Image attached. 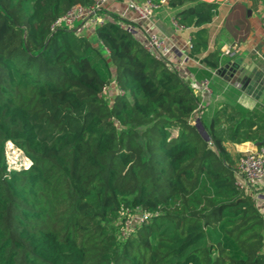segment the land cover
Instances as JSON below:
<instances>
[{
	"label": "trees",
	"instance_id": "trees-1",
	"mask_svg": "<svg viewBox=\"0 0 264 264\" xmlns=\"http://www.w3.org/2000/svg\"><path fill=\"white\" fill-rule=\"evenodd\" d=\"M94 2L0 0V264H264V214L237 185L235 149L264 147V116L223 106L201 118L204 137L189 80L117 15L52 33ZM167 6L196 29L190 56L206 51L217 5ZM225 61L207 53L200 78ZM8 143L28 169L9 168ZM133 213L146 218L123 237Z\"/></svg>",
	"mask_w": 264,
	"mask_h": 264
},
{
	"label": "crops",
	"instance_id": "crops-1",
	"mask_svg": "<svg viewBox=\"0 0 264 264\" xmlns=\"http://www.w3.org/2000/svg\"><path fill=\"white\" fill-rule=\"evenodd\" d=\"M217 5L211 24H208V48L194 58L189 44L196 29L178 30L173 25L176 10L163 6L154 17L153 26L141 21L127 9L125 2L111 1L106 11L117 15L132 33L145 43L149 33L168 39L172 46L169 63L185 80H189L201 102L200 119L208 125L216 110L223 106L241 107L264 116V0H203ZM231 18L230 20H227ZM246 34V36H245ZM219 50L226 61L219 71L200 78L205 68L201 59ZM208 82L211 94H201V83ZM237 152L245 155L258 151L253 142L236 144ZM264 214V179L248 191Z\"/></svg>",
	"mask_w": 264,
	"mask_h": 264
},
{
	"label": "built area",
	"instance_id": "built-area-1",
	"mask_svg": "<svg viewBox=\"0 0 264 264\" xmlns=\"http://www.w3.org/2000/svg\"><path fill=\"white\" fill-rule=\"evenodd\" d=\"M113 0H95V2L89 7H83L77 5L70 9L63 16L58 18L51 26L52 33H56L59 30L65 31H77L82 32L86 27L95 29L97 26L102 25L105 22L103 13L106 12V6ZM170 0H144L138 2L136 0H124L127 9L133 11L139 20L145 21L153 26L154 17L158 10L167 5ZM173 25L178 30H184L182 26L178 24V21L174 18ZM129 32L131 29L124 24H121ZM145 48L155 57L161 61H164L169 67H173L169 63V56L172 52V46L167 38L162 37L156 33H149L144 43ZM192 45L189 44L191 50ZM201 94L205 97L211 94L209 83H201ZM201 109V102L199 101V107L197 110V117L193 119L196 127L202 126L199 111ZM203 127V126H202ZM204 129V128H203ZM206 135L205 131L203 132ZM17 149V148H16ZM24 165L19 166L15 163H8L10 169H19L24 167L28 169L32 165V161L24 157ZM237 185L239 188L247 193V191L255 185L258 181L264 179V147L258 149L254 153H248L243 155L240 160L236 171ZM146 216H142L139 219V223L144 221Z\"/></svg>",
	"mask_w": 264,
	"mask_h": 264
},
{
	"label": "rangeland",
	"instance_id": "rangeland-1",
	"mask_svg": "<svg viewBox=\"0 0 264 264\" xmlns=\"http://www.w3.org/2000/svg\"><path fill=\"white\" fill-rule=\"evenodd\" d=\"M92 31V28H88L86 27L85 29L82 30V33L85 34H90V32ZM92 43L96 45V41L92 40ZM115 94V89L112 87H107V89L104 91V96L111 101V99L113 98ZM204 137H206L205 135H203ZM25 156L22 154V152L18 149H16V147L11 144L8 143L6 146V158H7V162L12 164L15 163L16 165L18 164L19 166L24 165V161L26 160L24 158ZM142 217V214H138V213H133L129 219L125 222V225L122 229V235L127 236L131 231H133V229H135V227L139 224V219Z\"/></svg>",
	"mask_w": 264,
	"mask_h": 264
},
{
	"label": "water",
	"instance_id": "water-1",
	"mask_svg": "<svg viewBox=\"0 0 264 264\" xmlns=\"http://www.w3.org/2000/svg\"><path fill=\"white\" fill-rule=\"evenodd\" d=\"M218 71H219V69L217 70V72H218ZM197 128L199 129V131L201 132V134H202V135H204V134H203V132H204V129H203V127H202V126H201V127H200V126H198Z\"/></svg>",
	"mask_w": 264,
	"mask_h": 264
}]
</instances>
